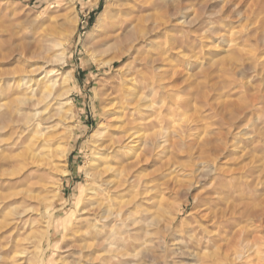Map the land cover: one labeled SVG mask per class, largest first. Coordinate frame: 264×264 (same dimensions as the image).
<instances>
[{"label": "rangeland", "instance_id": "obj_1", "mask_svg": "<svg viewBox=\"0 0 264 264\" xmlns=\"http://www.w3.org/2000/svg\"><path fill=\"white\" fill-rule=\"evenodd\" d=\"M183 1L190 8L182 20L192 21L183 31L196 33L184 43L186 46L176 44L168 60L181 70L176 84L186 88L182 99L187 103L190 100L180 124L184 130L197 126L188 138L194 148L190 158L178 148H158L156 160L149 158L131 169L133 174L142 173L147 194L142 195L141 202L144 207L150 203L151 214L144 213L153 220H148V226L137 224L145 226L137 231L139 242L112 247L124 249L121 252L126 255L114 258L111 264L119 258L118 264H244L246 254L250 256L248 261H257L255 253H245L247 243L264 248V0ZM111 3L112 0H0V114L12 106L20 107L17 98L23 88L13 84L38 65L33 53L42 35L50 37L51 30L57 29L68 37L66 63L47 65L58 70L52 77L60 81L68 75L64 84L68 91L64 118L68 119L59 121L55 128L65 140L66 154L58 163L57 175L51 176L38 193L41 199L52 197L49 229L32 211L21 218L9 214L11 209H4L6 200L2 196L10 191L0 186V264H99L95 254L81 249L84 231H76V227L87 185L85 167L91 135L103 121V106L116 96L125 77V68L116 70L121 60L104 64L113 51L97 59L91 52V43L99 35L96 23L103 10L104 22L112 13L106 10ZM171 35L181 34L171 31ZM152 97L159 110L162 97ZM52 103L47 112L53 110ZM163 105L161 114L145 110L143 116L168 115ZM1 127L3 144L17 126L5 123ZM166 128L170 136L173 127ZM216 166L228 172L221 173L220 178ZM220 187L224 189L217 193ZM160 195L164 196L166 208L156 211V216ZM33 203L38 204L36 200ZM22 205L17 202L12 207L20 209ZM34 208L40 209L39 204ZM144 213L136 215L141 218ZM223 214L231 220L224 221ZM199 224L206 226L200 228ZM142 230L145 231L141 233ZM256 232L262 242L256 240ZM119 252L116 253L120 255ZM96 254L106 255L102 250ZM261 254L264 256V250ZM260 264H264V257Z\"/></svg>", "mask_w": 264, "mask_h": 264}, {"label": "bare ground", "instance_id": "obj_2", "mask_svg": "<svg viewBox=\"0 0 264 264\" xmlns=\"http://www.w3.org/2000/svg\"><path fill=\"white\" fill-rule=\"evenodd\" d=\"M189 8L190 5L183 0H163L160 4L153 0H112L106 8L107 12L110 10L112 13L107 15L105 22L104 10L99 19L97 18L95 29L99 35L91 43L94 58L97 59L98 55L113 51L109 59L104 60V64L121 60L122 64L116 70L125 68V77L118 93L103 106V121L96 126L91 135V152L85 167L87 185L83 205L77 215L80 223L76 231L80 228L84 231L81 237V241L84 242L81 249L85 248L91 255L95 254L94 259L98 260L99 264H111L114 258L125 256L126 252H121L124 249L112 250V247L122 242H139L137 231L142 229L143 225L139 227L137 224L142 222L148 226L150 225L148 220H153V216L150 218V215H146L147 212L151 214L148 210L150 203L144 207L141 202L142 195L147 194L142 173L133 174L131 169L135 165L147 162L149 158L155 159L158 148L160 150L165 147L178 148L179 151L189 154V158L194 148L192 140L188 138L193 135L192 131L197 126L184 130L180 124L184 111L190 107V100L187 103L182 99L181 94L186 88L176 84L181 70L176 68L177 64L173 65L168 60V54L176 44L179 47L182 44L186 46L184 43H188L186 41L192 34L195 36V30L183 31L186 24L192 23L191 20H182L185 11ZM171 31L181 35H171ZM41 38L39 47L33 53L38 58V65L26 71V74L13 84L16 88H23L17 98L20 107L12 106L8 112L0 114V130L3 129L1 125L5 123L7 126H17V130L14 128L7 134L8 136L6 135L5 143L2 144V138L0 139V148L5 146L0 150V186L10 191L2 196V199L6 200L2 205L5 206L4 209H11L9 214L21 218L23 214L32 211L46 224L48 231L51 216L49 205L52 197L41 199L38 193L51 176L57 175L58 163L64 160L66 154L65 140L59 137L55 128L59 121L67 118H64V105L67 104L65 100L68 91L64 84L68 80V75H64L60 81L52 77L58 74V70L49 69L47 65L66 63L68 37L58 33L57 29H52L50 37L42 35ZM204 72L206 74V71ZM153 95L162 97L159 110H156V100L153 99ZM51 102L54 108L47 112ZM163 104L166 105L165 110H168V115L143 116L145 110H154L161 114ZM169 125L173 127L170 136L166 128ZM172 156L173 154L167 156L166 161ZM124 158L132 161L125 162ZM214 169L220 171L217 172L220 178H222L221 173L228 172L221 167ZM60 172L64 174L66 170ZM222 189L224 188L220 187L217 193H221ZM162 196H159V205L157 204L158 207L154 211L156 216V213H159L156 211L166 208ZM200 199L198 200L201 201ZM33 200L38 202L40 209L34 208V205L38 204H34ZM17 202H21L23 207L20 209L17 206L12 207ZM231 209L235 211L232 207ZM139 212L146 214L144 213L140 218L136 215ZM223 217L224 221L230 218H226L224 214ZM220 224L222 225V222ZM202 225L200 228L204 226ZM143 231L145 230L141 233ZM255 238L262 242L259 232L255 233ZM133 245L140 246L138 243ZM246 247L245 253H255L257 261H248L247 258L250 256L246 254L244 264H260L261 258L264 257L261 254L264 250L263 246L247 243ZM101 250L106 255L96 254ZM117 251L121 252L120 255L116 253ZM88 259L93 260V258ZM41 264H44L43 261Z\"/></svg>", "mask_w": 264, "mask_h": 264}]
</instances>
